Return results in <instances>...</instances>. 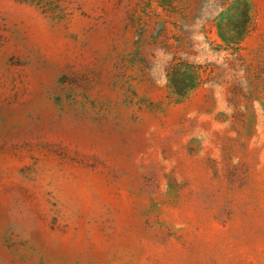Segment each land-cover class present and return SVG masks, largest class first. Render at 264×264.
Wrapping results in <instances>:
<instances>
[{
	"label": "rangeland",
	"instance_id": "rangeland-1",
	"mask_svg": "<svg viewBox=\"0 0 264 264\" xmlns=\"http://www.w3.org/2000/svg\"><path fill=\"white\" fill-rule=\"evenodd\" d=\"M0 264H264V0H0Z\"/></svg>",
	"mask_w": 264,
	"mask_h": 264
}]
</instances>
